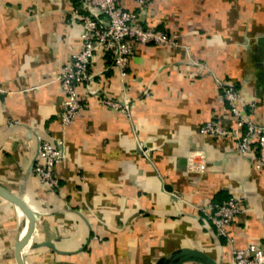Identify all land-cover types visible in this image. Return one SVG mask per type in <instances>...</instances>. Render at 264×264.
Returning a JSON list of instances; mask_svg holds the SVG:
<instances>
[{"label": "crops", "instance_id": "crops-1", "mask_svg": "<svg viewBox=\"0 0 264 264\" xmlns=\"http://www.w3.org/2000/svg\"><path fill=\"white\" fill-rule=\"evenodd\" d=\"M77 5L0 0V184L35 214L26 262L166 264L198 249L225 264L226 244L198 206L233 194L248 206L230 227L236 246L264 245V165L239 154L233 139L200 132L214 117L234 125L222 99L229 81L264 125V0H152L144 23L179 33L189 50L137 45L125 75L98 51L92 89L78 88L83 109L62 133L58 77L83 42ZM104 96L126 97L129 110L107 107ZM60 139L67 157L52 191L34 163L41 140ZM26 224L0 196V264H18Z\"/></svg>", "mask_w": 264, "mask_h": 264}, {"label": "built area", "instance_id": "built-area-1", "mask_svg": "<svg viewBox=\"0 0 264 264\" xmlns=\"http://www.w3.org/2000/svg\"><path fill=\"white\" fill-rule=\"evenodd\" d=\"M76 1L78 5L72 13L81 25L83 42L58 77L64 97L59 121L62 133L83 109L78 88L86 85L89 90L92 89L94 79L90 65L98 51L110 55L121 74L125 75L137 45H169L189 50V46L182 43L179 33L167 32L144 23L146 7L152 0ZM128 1H133V8L128 6ZM221 88L222 99L230 109L234 125L224 126L220 119L214 117L201 125L200 132L217 139H233L237 152L241 155L255 153L256 166L261 168L264 165V125L251 119L256 104L243 102L240 88L230 81L222 82ZM102 103L111 109L126 112L130 101L126 97L119 100L104 96ZM66 157L64 139L56 143L39 142L34 173L52 191L59 187L55 170ZM244 201L243 196L233 194L222 203L210 201L200 205L198 210L216 235L224 240L227 248L225 264H264V245L249 243L238 247L230 231L236 217L248 210Z\"/></svg>", "mask_w": 264, "mask_h": 264}, {"label": "water", "instance_id": "water-1", "mask_svg": "<svg viewBox=\"0 0 264 264\" xmlns=\"http://www.w3.org/2000/svg\"><path fill=\"white\" fill-rule=\"evenodd\" d=\"M261 44H264L263 39H259ZM0 196L4 199L17 205L25 214L27 218V224L22 235L18 238L16 242V257L18 264H28L24 256V248L29 243L34 227H35V214L28 203L19 195L9 191L0 184ZM188 258H196L202 261L204 264H219L215 259H213L207 253L198 249H182L177 253H174L170 259L167 260L166 264H180L182 261ZM62 264H82L76 262L62 263Z\"/></svg>", "mask_w": 264, "mask_h": 264}, {"label": "trees", "instance_id": "trees-1", "mask_svg": "<svg viewBox=\"0 0 264 264\" xmlns=\"http://www.w3.org/2000/svg\"><path fill=\"white\" fill-rule=\"evenodd\" d=\"M226 201V200H225ZM214 203H222L221 201H213ZM223 243H224V240H223Z\"/></svg>", "mask_w": 264, "mask_h": 264}]
</instances>
